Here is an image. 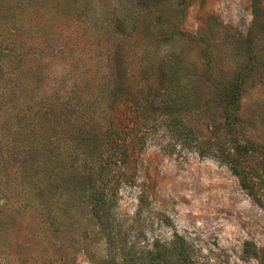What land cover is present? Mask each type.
Masks as SVG:
<instances>
[{"label":"rangeland","instance_id":"1","mask_svg":"<svg viewBox=\"0 0 264 264\" xmlns=\"http://www.w3.org/2000/svg\"><path fill=\"white\" fill-rule=\"evenodd\" d=\"M112 33L138 62L177 63L179 83L194 89L181 115L208 152L164 128L151 135L109 214L117 259L154 251L159 264H264V0H0V264L114 255L85 200L63 202V162L49 144L64 129L45 114L115 51Z\"/></svg>","mask_w":264,"mask_h":264},{"label":"trees","instance_id":"2","mask_svg":"<svg viewBox=\"0 0 264 264\" xmlns=\"http://www.w3.org/2000/svg\"><path fill=\"white\" fill-rule=\"evenodd\" d=\"M112 34L117 41L113 43L115 51H106V57H101L103 63L86 69L85 76L68 92L66 103L53 104L51 99L47 107L45 114L64 129L63 134L54 131L58 141L49 144L52 150H59L57 160L63 162V173L57 172L54 179L66 190L64 203L85 200L109 251L114 253H108V264H159L163 259L154 251L141 258L126 254L119 261L113 249L117 241L110 232L109 214L116 212L121 188L135 184L148 141L160 129H166L176 142L201 157L208 152L196 128L181 115L187 111L194 89L179 83L182 76L177 63L165 57L138 62L135 51H123L120 36ZM64 54L62 51L56 59L62 60ZM42 161L44 166L55 162ZM222 162L230 165V160ZM231 170L257 201L244 171L236 165H231ZM50 222L56 226L54 216Z\"/></svg>","mask_w":264,"mask_h":264}]
</instances>
